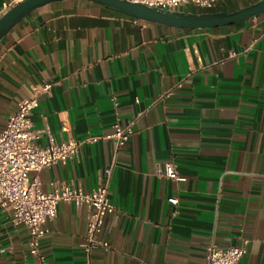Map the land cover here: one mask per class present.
I'll return each instance as SVG.
<instances>
[{
  "label": "crops",
  "instance_id": "crops-1",
  "mask_svg": "<svg viewBox=\"0 0 264 264\" xmlns=\"http://www.w3.org/2000/svg\"><path fill=\"white\" fill-rule=\"evenodd\" d=\"M261 1L178 12L230 14ZM46 82L52 88L39 97L33 128L82 143L66 164L39 173L42 190H91L113 167L115 210L104 230L112 250L94 252L91 264H206L208 245L242 240L238 264H264V13L181 30L91 1L48 3L0 40V131ZM129 123L134 134L116 151L106 137ZM165 164L181 179L159 176ZM87 211L61 203L46 223L42 249L51 264H86ZM27 241L25 227L0 208V264H36Z\"/></svg>",
  "mask_w": 264,
  "mask_h": 264
},
{
  "label": "built area",
  "instance_id": "built-area-1",
  "mask_svg": "<svg viewBox=\"0 0 264 264\" xmlns=\"http://www.w3.org/2000/svg\"><path fill=\"white\" fill-rule=\"evenodd\" d=\"M26 0H9L0 16ZM139 3L162 11H178L193 4L204 9L213 8L218 0H124ZM48 82L32 89L29 96L18 102L17 110L9 115L0 131V208L14 225L25 227L28 233L27 247L36 264H51L42 249V241L48 230L46 223L52 220L61 203L87 208V231L81 245L86 264L99 250H112L105 238L104 230L108 217L115 206L109 199L111 166L105 171L106 182L97 188L84 190L79 186L54 184L51 191L41 188L39 173L55 164H66L75 157L82 142L69 138L57 141L49 128L35 130L31 120L33 111L39 106V97L50 92ZM134 134L132 123L115 124L112 134L107 136L116 151L125 147ZM43 136L46 143L38 144ZM159 176L180 180L174 166L165 164L157 170ZM176 203L175 199H170ZM248 240L238 246L220 248L210 244L206 248V264H238L246 253Z\"/></svg>",
  "mask_w": 264,
  "mask_h": 264
},
{
  "label": "water",
  "instance_id": "water-1",
  "mask_svg": "<svg viewBox=\"0 0 264 264\" xmlns=\"http://www.w3.org/2000/svg\"><path fill=\"white\" fill-rule=\"evenodd\" d=\"M64 0H26L0 17V40L22 18L42 5ZM106 6L119 13L137 20L162 24L181 30H209L238 22L246 21L264 13V0L234 13H182L178 11H162L143 4L124 0H86Z\"/></svg>",
  "mask_w": 264,
  "mask_h": 264
}]
</instances>
